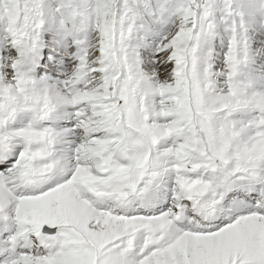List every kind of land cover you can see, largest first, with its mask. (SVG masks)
I'll use <instances>...</instances> for the list:
<instances>
[{"label":"snow or ice","instance_id":"1","mask_svg":"<svg viewBox=\"0 0 264 264\" xmlns=\"http://www.w3.org/2000/svg\"><path fill=\"white\" fill-rule=\"evenodd\" d=\"M0 264H264V0H0Z\"/></svg>","mask_w":264,"mask_h":264}]
</instances>
